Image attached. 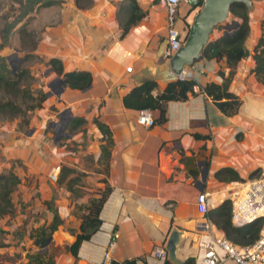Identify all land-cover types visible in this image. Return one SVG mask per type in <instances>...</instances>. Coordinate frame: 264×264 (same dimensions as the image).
Instances as JSON below:
<instances>
[{
	"label": "crops",
	"instance_id": "crops-1",
	"mask_svg": "<svg viewBox=\"0 0 264 264\" xmlns=\"http://www.w3.org/2000/svg\"><path fill=\"white\" fill-rule=\"evenodd\" d=\"M117 1L121 0H93L90 8L76 11L71 6L72 18L71 22L66 21V36L60 41H50L56 48L50 55L63 62L65 71L86 70L91 75L86 89L72 90L65 86L58 100L63 108L69 109L72 117L84 119L86 127L82 125L81 133L86 146L77 153L87 156L89 165L98 168L92 177L95 183L101 187L104 180L110 188L99 212L101 224L88 240L79 244L76 257L65 252L62 246L74 239L69 229L77 231L78 218L69 210L74 204L78 209L80 204L86 203L83 195L72 196L64 184H57L66 193L54 199L57 204L50 198L51 191L50 195L40 197L41 204L52 201V207L62 220L51 234V244L59 247L53 264H99L111 226L118 232L110 251L111 260L137 258L136 264H181L191 259L194 264L200 255L196 240L203 219L195 204L196 196L206 193L208 208H212L227 198L229 188L237 184L222 186L213 178V172L228 166L245 178L252 170H260L258 176L264 170L263 86L251 72L252 48L260 35L259 22L264 19V12L256 8V0H252L248 33L243 42L248 54L237 62L229 83V90L241 99L234 116H224L208 96L198 91V86L206 81L219 82L227 74L224 59L201 58L192 64L195 69L202 70L194 72L193 93H188L183 101H167L165 121L144 127L138 121L137 110L125 108L121 98L144 79L157 83L155 91L166 84L154 79L158 65L155 53L166 34L165 11L152 6L153 10H148L147 15L119 39L112 3ZM148 4L149 0H141L140 8L147 9ZM189 8L187 2L175 8L174 26L182 34L197 9L189 11ZM233 21L234 28L238 19L233 18ZM226 23L230 27L228 20ZM222 31V26L214 28L209 38L221 35ZM59 44L63 47H58ZM128 66L129 71L126 70ZM156 115L153 111V116ZM93 118L110 130L111 145L105 171L99 148L104 142L91 122ZM194 133L207 138H194ZM71 137L79 136L66 134V138ZM75 161L73 158L59 166L64 165L85 176L90 173L82 162ZM203 166L206 176L199 186V170ZM45 210L47 219L42 224L46 225L52 215ZM63 222L69 223L68 227H64ZM171 229L180 232L174 261L166 257L154 258L153 248L164 247ZM260 236H264V220ZM10 247L7 244L3 248ZM219 264H230V261L221 257Z\"/></svg>",
	"mask_w": 264,
	"mask_h": 264
},
{
	"label": "trees",
	"instance_id": "trees-1",
	"mask_svg": "<svg viewBox=\"0 0 264 264\" xmlns=\"http://www.w3.org/2000/svg\"><path fill=\"white\" fill-rule=\"evenodd\" d=\"M59 0H13L17 4L18 14L10 21H4L0 27V49L5 46L10 30L20 22L32 10L48 7L57 3ZM73 0L76 8L85 9L90 6L91 0ZM146 15V12L140 8L136 0H122L118 3L115 11V20L119 29L118 38L122 39L129 29L140 22ZM229 15L239 19L231 33L221 34L203 47L202 58L205 60L215 58H223L225 66L228 68L227 74L221 77L219 82L212 80L206 81L201 85L202 92L210 98L215 107L224 116L231 117L237 113L241 104V99L236 94L229 90V83L234 73L237 62L247 56V51L244 48V39L248 33V10L242 3H233L229 7ZM261 31L256 43L252 48L251 58L253 67L251 72L257 82L263 86L264 95V21H261ZM188 27V24H186ZM35 44L32 43L31 49H34ZM1 61V57H0ZM45 64L49 69L60 76L64 85L72 90L86 89L91 82V75L86 70H70L63 71L60 59L49 57ZM3 65L0 63V115L7 118L17 116L24 117L25 111H30L34 108H40L41 103L46 98V94L38 91L31 93L29 88H22L21 81L29 73L26 69H21L17 73H12L11 76L4 74ZM195 83L192 80L181 79L167 82L159 91H155L157 83L152 79H144L139 84L130 88L125 93L121 102L125 108L130 109H149L156 111L157 115L153 116V123H162L165 121V107L167 101H183L187 98L188 93H193ZM153 91L155 93L153 94ZM20 96L28 103H25L24 108L15 101ZM101 134L100 144V159L102 160L103 170L107 167L108 147L111 145L110 130L108 127L93 118L91 121ZM85 123L81 117H71L69 120V131H72ZM194 138H207L205 135L194 133ZM192 175L195 172L190 171ZM81 173H76L71 168L64 165L59 166V172L55 183L58 185L64 184L65 189L72 196H81L78 189V181ZM213 178L217 182L223 183H240L243 178L231 167H220L213 172ZM104 183L103 189L98 196L90 197L86 205L78 206L81 213L77 216L78 226L77 231L69 229L74 239L69 244H64L62 249L69 252L73 257H76L79 244L82 241L88 240L99 228L101 220L99 212L102 204L108 195L110 188L107 183ZM19 183V178L11 171L0 172V217L11 216L13 213V203L10 194L13 188ZM45 208L51 212V219L48 224H42L37 228L27 231V237L32 239L38 249L32 253H26V262L22 264H53L54 256L59 250V247H53L51 242L47 243V239L62 224L57 211L52 207V201H44ZM231 201L226 198L218 205L209 208L206 216L211 225L221 234L235 245H246L255 241L261 232L263 218H258L252 222L242 226H233L230 221ZM22 229V227H21ZM24 229L19 234L14 233L13 238H17V242L22 240ZM17 234V235H16ZM7 244L1 243L0 247H6ZM17 256V255H16ZM137 258L125 259L122 261L109 260L108 264H136ZM191 259H187L181 264H192Z\"/></svg>",
	"mask_w": 264,
	"mask_h": 264
},
{
	"label": "rangeland",
	"instance_id": "rangeland-1",
	"mask_svg": "<svg viewBox=\"0 0 264 264\" xmlns=\"http://www.w3.org/2000/svg\"><path fill=\"white\" fill-rule=\"evenodd\" d=\"M119 2H112L115 5V11ZM136 2L140 6L141 0ZM254 2L255 7L264 12V0ZM149 3L147 9H144L146 15L148 10H153L152 6L160 8L156 0H149ZM92 4L93 0L90 6ZM71 6L75 8H73L74 11L78 9L73 0H59L51 6L32 10L10 30L5 46L0 49V63L3 65L4 74L11 76L12 72L17 73L21 69H26L29 75L22 79L21 87L29 88L34 95L38 91L46 94L49 91L46 85L56 76L45 62L52 57L50 55L52 51L56 50L55 44H50V41L63 39L62 37L66 36L68 30L66 21L71 22L72 18L69 9L72 8ZM247 10L249 13L252 7ZM18 12L17 4L13 0H0V27L4 21H12ZM233 18L236 17L228 15L226 19L232 29ZM261 21L264 19L260 20L259 25ZM32 43L35 44L34 49H31ZM58 47L63 46L59 44ZM61 64L65 71L62 61ZM59 95L49 94L40 108L25 111L24 117L7 118L0 115V172L11 170L19 178V183L10 194L13 213L9 217H0V244L6 243L11 246L10 249L0 247V264H20L26 260V253H32L38 249L33 240L27 237V231L39 227L47 219V212L41 204L40 197L50 195L51 191L50 198L53 199V204H57L54 199H57L59 195H66L65 191L57 186L56 180L53 182L48 177L54 167L62 164L61 162L73 161V158H76L77 164L82 162V165L87 168L86 171L90 172L86 176L82 173L79 177L81 183H78V189L86 203L90 197L98 196L104 187L98 186L95 183L97 181L92 179L98 168L89 165L87 156L77 153L80 148L83 149L86 146L81 133L82 127L86 126L69 131L68 123L72 115L70 111L67 112V108L61 106L58 100ZM15 101L22 109L25 103H28L20 96ZM67 133H73V136L79 137L66 138ZM259 172L260 170L250 171L240 183L257 177ZM230 183L222 182V186L230 185ZM240 183L230 190H238ZM74 206L75 204L69 212L77 217L82 211L80 208L75 209ZM68 225L69 223L63 222L64 227ZM21 227L25 232L19 244L13 240V236L14 233H21Z\"/></svg>",
	"mask_w": 264,
	"mask_h": 264
},
{
	"label": "built area",
	"instance_id": "built-area-1",
	"mask_svg": "<svg viewBox=\"0 0 264 264\" xmlns=\"http://www.w3.org/2000/svg\"><path fill=\"white\" fill-rule=\"evenodd\" d=\"M202 1V0H200ZM186 0H156V4L165 11L166 40L161 57L167 60L182 45L183 34L174 26L175 8ZM232 28L229 27L228 33ZM129 71L130 67H126ZM194 72L200 73L201 69H195L192 65L184 67L178 74L177 80L188 79L194 81ZM198 91L202 92L198 86ZM138 121L144 127H150L153 123V114L149 109L137 111ZM59 166L48 174L51 181L57 178ZM236 183V182H235ZM238 190H230L228 198L231 201L230 221L233 226H242L258 218L264 219V170L257 177H253L244 183H240ZM196 207L203 215L202 222L197 229L196 245L200 251L198 261L194 264H219L221 257L227 259L230 264H264V236H259L255 241L246 245H235L227 240L221 232L215 229L206 216L209 209L207 195L204 192L196 196ZM118 238V232L113 226L109 228L107 239L103 244L101 260L99 264H108L110 251ZM153 257L165 259L166 251L162 245L153 248ZM222 255V256H221Z\"/></svg>",
	"mask_w": 264,
	"mask_h": 264
},
{
	"label": "water",
	"instance_id": "water-1",
	"mask_svg": "<svg viewBox=\"0 0 264 264\" xmlns=\"http://www.w3.org/2000/svg\"><path fill=\"white\" fill-rule=\"evenodd\" d=\"M186 2L190 5L189 11L197 9L192 16L191 22L184 31L182 45L169 59L163 60L161 54L166 43V40L163 39L158 44L155 53L158 65L154 79L164 83L177 80V74L184 67L192 65L202 58L203 47L210 40L209 36L217 25L222 26V34L228 33L229 25L227 23L222 25V23L226 21L229 15V7L231 4L239 2L246 8L250 9L252 7V0H186ZM46 86L49 89L46 96L51 93L58 96L65 87L61 77L57 75ZM67 112H69V109ZM205 176L206 169L203 166L199 170V182L201 183L199 186H202ZM179 234L180 232L177 229H171L164 242L166 258L169 261H174L175 259L176 248L179 244ZM50 240L51 236L47 239V243Z\"/></svg>",
	"mask_w": 264,
	"mask_h": 264
},
{
	"label": "flooded vegetation",
	"instance_id": "flooded-vegetation-1",
	"mask_svg": "<svg viewBox=\"0 0 264 264\" xmlns=\"http://www.w3.org/2000/svg\"><path fill=\"white\" fill-rule=\"evenodd\" d=\"M164 38H162L161 40H163Z\"/></svg>",
	"mask_w": 264,
	"mask_h": 264
}]
</instances>
